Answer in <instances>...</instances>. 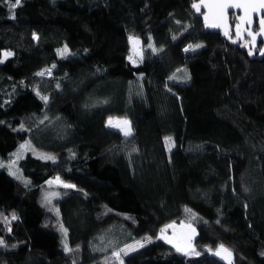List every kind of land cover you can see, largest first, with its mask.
Wrapping results in <instances>:
<instances>
[{
	"label": "trees",
	"instance_id": "trees-1",
	"mask_svg": "<svg viewBox=\"0 0 264 264\" xmlns=\"http://www.w3.org/2000/svg\"><path fill=\"white\" fill-rule=\"evenodd\" d=\"M192 2L0 0V154L30 175L0 167V264H118L136 240L120 264H264V55ZM178 220L194 252L161 237Z\"/></svg>",
	"mask_w": 264,
	"mask_h": 264
},
{
	"label": "rangeland",
	"instance_id": "rangeland-1",
	"mask_svg": "<svg viewBox=\"0 0 264 264\" xmlns=\"http://www.w3.org/2000/svg\"><path fill=\"white\" fill-rule=\"evenodd\" d=\"M128 37H129V50L127 52V56L128 57L131 56L132 60L138 61L139 58L141 59V56H140L141 53L138 52V48H136V50L134 52H132V49L135 48L134 47V40H138L137 45H139V47H140V38H139V36H137L133 33H129ZM130 38H132V39H130ZM0 58H1V56H0ZM108 116L109 117H108L107 122H106L107 124H108V121L110 118H112V117L118 118V116H112V115H108ZM112 120L114 123H116L117 121L127 120V118L125 119L123 117H120L119 120L118 119H112ZM109 132L117 134V133H120L123 131H121L120 128L110 126ZM20 154H21V150L16 149V148L7 155H3V154L1 155L0 154V167H2V168L4 167L8 172L15 175L17 178H19V180L21 182H23L25 184V183H27L30 175L26 171H24V166L18 161ZM154 170L155 171L153 172L152 177L148 180V183H146L147 185H149L148 187H150V182L157 180V179H160L162 181L164 179V175H163L164 170H161V167H156V168H154ZM57 178H59V179L57 180ZM49 179L52 181H55V182H57V181L68 182L67 180L61 178V176L58 173L50 175ZM150 188H148V189H150ZM193 229L196 231V228H194L190 222L187 223V222H184L181 220L169 221L168 224H165L163 227H161L160 235H161V237L165 238L166 240H171L176 248H177V246H179L184 251L190 252V251H192V249H194L193 242H192V236L195 233V231L193 233L192 232ZM188 237H191V240H190L191 247H189ZM139 243H140V241H138V240L129 241L128 243H125V245H122L118 248H115V250L113 251L114 263L116 262V263L120 264L123 254L126 253V251L136 247V245H138ZM220 246H221V244L217 245L214 248V251H216V252L219 251ZM224 247L226 249L230 250L228 247H226V246H224ZM222 255H224V253H222L219 256L222 257Z\"/></svg>",
	"mask_w": 264,
	"mask_h": 264
},
{
	"label": "snow or ice",
	"instance_id": "snow-or-ice-1",
	"mask_svg": "<svg viewBox=\"0 0 264 264\" xmlns=\"http://www.w3.org/2000/svg\"><path fill=\"white\" fill-rule=\"evenodd\" d=\"M202 3L205 4V7L209 9V12L212 14L211 22H209V16L205 15L204 19L206 21V24L208 27L212 28H218V27H225L227 28V17H226V10L228 8H242L244 9L245 16L241 17V21L244 24H251L252 23V14L258 12L260 9H264V0H202ZM21 4V0H15V3H10L11 8H16ZM193 7L196 8L197 11L200 10L199 4H193ZM259 26L261 29V32L264 33V19H261L259 21ZM228 31H225V35H228ZM240 34L239 26L237 29V35ZM249 35L253 36V41H255V36L249 32ZM132 39V38H130ZM135 43H138V40H134V47ZM149 47H152L149 45ZM192 46H189L191 48ZM196 47H200V45H197ZM189 49H185V51H188ZM65 50L61 51V55L64 54ZM251 54V53H249ZM264 55V52L261 53ZM7 55V54H6ZM129 60L135 63L134 60H132V57H129ZM39 75H44L43 72L39 73ZM42 99H47L46 97H42ZM109 126L120 128L121 131H123L125 136H131L132 135V128H131V122L128 120L123 121H117L116 123L113 122V120L110 118L108 121ZM123 125V126H122ZM166 140L169 142L171 146V138H166ZM23 147V146H22ZM48 159H52V157H46ZM59 178H57L58 180ZM49 183H52L51 181ZM64 187H75L74 185H68L65 184ZM12 219H16L15 215H13ZM11 229H9L10 231ZM66 231V230H65ZM194 229L192 232L194 233ZM150 239V238H149ZM189 240V247H191L190 240L191 237H188ZM169 243H172L171 240L168 241ZM0 245H3V241L0 240ZM70 251V249H68ZM178 251H182L179 246H177ZM194 252V249L192 250ZM222 255L223 259H226L229 261V264H231V256L232 253L230 250L226 249L223 245L220 246V250L215 253V255ZM196 255H199V253H195Z\"/></svg>",
	"mask_w": 264,
	"mask_h": 264
},
{
	"label": "water",
	"instance_id": "water-1",
	"mask_svg": "<svg viewBox=\"0 0 264 264\" xmlns=\"http://www.w3.org/2000/svg\"><path fill=\"white\" fill-rule=\"evenodd\" d=\"M192 6L193 4H199L200 5V10L197 11L196 8L195 11L200 14L202 19L205 21L204 17L205 15L209 16V22H211L212 19V14L209 12V9L205 7V4L202 3V0H192ZM210 2V0H209ZM230 10H234L235 12V19L233 23L230 21ZM245 16L244 9L242 8H228L226 10V17H227V28L225 27H218V28H213V29H219L222 34L225 35V31L227 30L229 33V30H232L235 35L236 40H240L244 37L245 34L248 35V38L245 40V43H243V46H255L257 43V39H262L261 45L258 47L256 50L258 55H262L261 53L264 52V33L261 32L260 26H259V21L261 19H264V9H260L258 12L252 14V23L249 24H244L241 21V17ZM256 17V19H255ZM257 20V25L255 28H253V25L255 21ZM206 22V21H205ZM239 26V31L240 34L237 35V29ZM212 29V27H209ZM251 32L255 36V41H253V36L249 35L248 33Z\"/></svg>",
	"mask_w": 264,
	"mask_h": 264
},
{
	"label": "flooded vegetation",
	"instance_id": "flooded-vegetation-1",
	"mask_svg": "<svg viewBox=\"0 0 264 264\" xmlns=\"http://www.w3.org/2000/svg\"><path fill=\"white\" fill-rule=\"evenodd\" d=\"M256 22H257V20H256ZM256 25H257V23H256ZM256 25H255V26L253 25V28H255ZM233 33H234V32H233ZM234 37H235V35H234ZM247 38H248V35L245 34L244 37H243L242 39H240V41H241L242 43H245V40H246ZM259 41H260V43H259ZM258 43H259V44H258ZM261 43H262V39L259 38V39H257V43H256L255 46L250 45V46H247V47H248V49L251 50V51H256V50L258 49V47L261 45Z\"/></svg>",
	"mask_w": 264,
	"mask_h": 264
}]
</instances>
